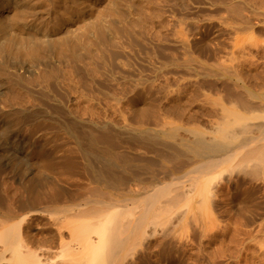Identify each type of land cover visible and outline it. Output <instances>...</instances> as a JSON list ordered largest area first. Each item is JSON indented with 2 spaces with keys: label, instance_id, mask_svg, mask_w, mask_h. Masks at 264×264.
I'll use <instances>...</instances> for the list:
<instances>
[{
  "label": "bare ground",
  "instance_id": "obj_1",
  "mask_svg": "<svg viewBox=\"0 0 264 264\" xmlns=\"http://www.w3.org/2000/svg\"><path fill=\"white\" fill-rule=\"evenodd\" d=\"M255 3L0 0V146L8 132L21 138L31 176L2 187L12 197L0 202V245L11 264H46L35 250L53 248L77 252L75 264H123L145 226L202 202L205 183L223 170L232 197L239 174L262 175L264 87L257 92L223 67L231 43L256 24ZM36 134L66 141L47 144ZM13 142L10 168L20 152ZM119 149L151 154L162 168L134 170L136 158ZM50 162L83 182L59 185ZM31 214L50 221L42 233L27 223L25 238L16 237L13 221Z\"/></svg>",
  "mask_w": 264,
  "mask_h": 264
},
{
  "label": "rangeland",
  "instance_id": "obj_2",
  "mask_svg": "<svg viewBox=\"0 0 264 264\" xmlns=\"http://www.w3.org/2000/svg\"><path fill=\"white\" fill-rule=\"evenodd\" d=\"M256 1L257 3H255V5L256 7H258L257 10L260 13V16H258L256 8H254L256 12L255 16L257 18L256 20H254L256 24L252 22V24L255 25H252L253 28L249 29L248 32L242 30V35L240 33L241 36L240 38L238 37L239 40H236L238 42L236 48H234V44L236 43V41L234 43L229 42L225 34L222 36L221 40L225 46H227L228 44V48L232 44V47L230 48L233 51L232 52L231 50H228L231 53L227 51L228 53L223 58V63L225 65L223 67L227 68L229 66V68L224 70L230 71L229 69H232L234 71H237V74L240 73L239 75L243 76V82H245V85H252L254 88H257L256 90L257 92H259V87H264V18H261L263 17L261 15H264V11H261L264 8V1L262 0L263 2H261V4L258 2V0ZM224 27L227 28V24H224ZM244 32L245 34H243ZM230 65L234 67L231 68ZM238 70L240 72H238ZM25 131L26 130H24V132ZM6 136L8 137L3 138L5 145L0 146V202L2 203L7 201V199L12 198L10 197L11 192L8 191L10 194H8L7 192V189H10V185L7 184H14V182L17 180L28 181L27 179L31 178V176L27 175L30 172L26 170L27 167L24 166V162L26 160L24 152H21V150L23 149V143L20 140L21 138L16 136V134L10 132L6 133ZM31 137L35 138L36 140L41 139L42 142L45 141V143L47 144L58 142L63 143V141H66V138L54 135H44L43 138V135L36 134L31 135ZM169 141L171 142L172 140ZM12 142L15 147L18 146L20 151L17 154V163L19 164L21 162V164H17L15 168H10L8 166V158L10 154L12 155L13 152L12 147H10V144ZM172 142L173 146H175L176 144L175 147H177V142L179 143V141L176 140ZM126 151L128 153L131 150ZM136 151L137 149H135L134 153L132 149L129 155L126 153L128 156H131L130 159H133L134 157L136 158L135 160H137V162L133 163V167L135 165L136 166L134 168H131L137 170L140 168L139 166L141 163V165L148 164L149 169L147 171H160V169L162 168L160 166L162 165L156 159V157L143 152L148 156V158H146L147 156H143V154L140 153V150H138L139 152L137 151L138 153ZM124 152L123 150H118V153L120 154H124ZM60 153L62 152L49 153L48 156L59 158L61 157V155H63ZM127 155L125 156L128 157ZM139 158H144V161L142 162V159L139 161ZM149 158H152L154 160V163H152L153 160L151 159L150 161ZM18 159L22 161H19ZM145 161H147V163ZM50 163L52 164L53 162ZM53 165L56 166L53 167ZM51 167V170L48 169L47 171L48 174L52 176L50 178H53L56 182L59 183V185H62L65 188H69V185L74 180L83 182L81 178L75 179L71 174L66 173L65 169L59 167L55 163L52 164ZM150 168H152L153 171ZM262 171H260L259 173L261 174ZM121 173L123 174L124 172ZM263 173L261 176L256 177L257 179H252L248 176H244L243 174H239V176L235 178V183L238 187L237 195L236 197H232L231 190L228 188L226 183V178L228 179L230 177H227L226 170H223L216 177L211 178L207 183H205L204 192L206 194L204 195L205 198L202 202L199 200V198L194 200V203L188 212L185 211L186 207L182 203L181 205L170 209L167 213H165V215L163 214L157 225H150L148 226V228L147 226H145L146 229L141 238L140 246L137 247L136 250L140 251L141 253L133 251L132 253H130V255L124 258L122 263L264 264ZM2 187H5L7 189ZM129 187L133 188H130L131 190H134V188L135 190L137 188H141L140 185H135L134 183H132ZM144 188H146L147 190V185H144ZM208 193H210V196L208 195ZM198 204L199 208L197 207ZM1 214L2 213H0V222H2L3 220ZM26 220L28 222H26ZM47 221H50V216L48 215H42L40 217V215L31 214L28 215V217H26L24 221H19L18 219L16 221H13L14 223L13 225H11V229H13V233L16 237L19 236L20 238L24 239L28 234V230L26 228L28 224H32L30 226H32V228H36L38 230V233H42V224ZM2 226L3 228H7L8 225L2 224ZM51 231L56 235V229H52ZM170 231H172L171 235L168 233ZM166 233L171 236L169 240H167ZM167 242L170 244H168ZM165 248L167 249V251ZM18 249L22 253L27 250L24 246H18ZM2 250L3 247L1 248L0 245V264H11L9 260L11 253L8 251L6 252V250L5 252L3 250L2 252ZM35 252L36 254L42 252L45 253L46 264H75L78 255L77 252L62 250L58 248L45 249L42 251L40 249H36ZM135 253L142 254L143 258L141 260L136 259L135 257H137V254ZM162 253L164 254V256L162 255ZM165 255L168 256L167 259Z\"/></svg>",
  "mask_w": 264,
  "mask_h": 264
}]
</instances>
